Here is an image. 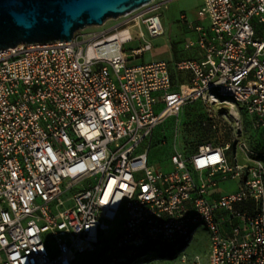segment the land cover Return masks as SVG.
<instances>
[{
  "label": "built area",
  "instance_id": "1",
  "mask_svg": "<svg viewBox=\"0 0 264 264\" xmlns=\"http://www.w3.org/2000/svg\"><path fill=\"white\" fill-rule=\"evenodd\" d=\"M155 1L88 38L0 52V264L94 256L123 212L115 251L190 242L204 225L209 257L191 264H264L263 167L214 144L176 147L171 170L150 164L156 128L196 102L264 126V0H202L185 44L198 58L132 63L166 33L170 0ZM229 181L237 189L219 193Z\"/></svg>",
  "mask_w": 264,
  "mask_h": 264
},
{
  "label": "rangeland",
  "instance_id": "2",
  "mask_svg": "<svg viewBox=\"0 0 264 264\" xmlns=\"http://www.w3.org/2000/svg\"><path fill=\"white\" fill-rule=\"evenodd\" d=\"M159 2L160 0H157L154 4ZM201 5L202 0H170L164 14L165 35L155 39L148 38L153 49L146 52L143 58L132 61V63H139L142 60H157L166 61L173 66L178 59L198 58V53L194 50H187L185 44L197 39V33L192 30L189 24H198L197 14ZM149 8L146 7L142 10ZM183 13L187 16L188 25L180 20ZM124 17L110 19L102 26H90L79 32L88 38L122 23L126 20ZM132 35L134 41L125 46L127 54L140 46L138 29H133ZM176 134H178V138H176ZM206 144L220 147L230 145L228 156L232 163H234V155H236L241 165L264 168V126L256 125L255 121L246 114L238 110L234 111L229 105L217 104L208 107L201 102L184 108L179 121L176 117H171L156 128L151 143L150 164L153 167L160 166L164 170H171L170 159L176 147L179 152L185 151L187 154H194ZM237 187V182L229 181L223 183L220 189L226 193L235 191ZM126 218V214L123 212L121 218L113 223L108 232L109 240L104 242L101 252L91 257L82 255L75 264H109L105 256L116 253V240L123 229ZM210 238L206 227L201 225L197 228L191 244L185 251L179 252L173 257L153 258L140 264H191L197 258L206 263L211 246ZM184 247L185 244H182L179 249ZM156 249L163 252L165 256L178 251L176 244H159ZM143 251L145 249L140 250V252Z\"/></svg>",
  "mask_w": 264,
  "mask_h": 264
},
{
  "label": "water",
  "instance_id": "3",
  "mask_svg": "<svg viewBox=\"0 0 264 264\" xmlns=\"http://www.w3.org/2000/svg\"><path fill=\"white\" fill-rule=\"evenodd\" d=\"M153 0H0V52L68 42L90 26L135 12Z\"/></svg>",
  "mask_w": 264,
  "mask_h": 264
},
{
  "label": "trees",
  "instance_id": "4",
  "mask_svg": "<svg viewBox=\"0 0 264 264\" xmlns=\"http://www.w3.org/2000/svg\"><path fill=\"white\" fill-rule=\"evenodd\" d=\"M172 77L175 83L184 82L185 80V78H183V74L176 72L175 70H173V68H172ZM159 244L161 245L176 244L178 251H176L172 255L165 256L163 252L156 249ZM182 244H185V247L183 249H179ZM190 244H191V241L188 242L185 239L179 240L173 243H162L159 241H151V242L145 243L144 245H141L138 247H129L126 249L118 250L116 251L115 254H112V255L105 254L106 255L105 257L107 258L105 259L109 261V264H140L143 262H147L153 258L157 259V258L173 257L177 255L179 252L185 251L189 247ZM141 249H145V251L140 252Z\"/></svg>",
  "mask_w": 264,
  "mask_h": 264
},
{
  "label": "crops",
  "instance_id": "5",
  "mask_svg": "<svg viewBox=\"0 0 264 264\" xmlns=\"http://www.w3.org/2000/svg\"><path fill=\"white\" fill-rule=\"evenodd\" d=\"M221 188V187H220ZM219 188V193H223V191ZM226 193H229V192H226ZM225 194V193H223ZM220 194H218L216 197H219Z\"/></svg>",
  "mask_w": 264,
  "mask_h": 264
},
{
  "label": "bare ground",
  "instance_id": "6",
  "mask_svg": "<svg viewBox=\"0 0 264 264\" xmlns=\"http://www.w3.org/2000/svg\"><path fill=\"white\" fill-rule=\"evenodd\" d=\"M236 115H237V113H236ZM157 256V255H156ZM159 257V256H158Z\"/></svg>",
  "mask_w": 264,
  "mask_h": 264
}]
</instances>
